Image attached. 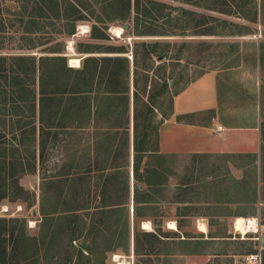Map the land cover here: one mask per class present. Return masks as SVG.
I'll return each mask as SVG.
<instances>
[{
	"label": "rangeland",
	"instance_id": "1",
	"mask_svg": "<svg viewBox=\"0 0 264 264\" xmlns=\"http://www.w3.org/2000/svg\"><path fill=\"white\" fill-rule=\"evenodd\" d=\"M143 1L145 0H139L141 4ZM152 1L167 7L156 11L160 16L140 18L139 27H141V32L155 34V36H135L133 29L136 15L134 11L130 13L126 21H120L116 17L118 14L116 4H112L111 0L109 3L107 0H97L98 4L95 7L83 10L87 14V21L79 23L76 34L68 39L61 38V34L57 33L61 24L53 20L46 21L53 24L45 23L43 31L27 35L25 38L23 28L18 21L20 10H23V0L0 1V52L5 55L36 54L38 67V55H67L68 58L75 59L77 58L75 51L81 49L86 42L95 44L92 46L94 50L114 49V47L106 48L107 44H112L111 46H115L116 49L126 47L128 50L125 54L129 56L127 59L132 70L130 84L133 91L136 90L137 99L134 96V102L137 103L136 110L134 108V118L137 122L144 119L149 124H153L158 114L160 115L163 111L164 113L169 112L172 98L180 89L206 72L216 74L220 98L223 103L227 102L226 107L232 108L235 105L238 108H248L249 104L255 103L257 97L261 105V118L264 122V0H246L249 17L255 18V22L234 17L239 16L237 14L229 16L205 9L203 6L208 5L207 0L201 1L198 7L173 0ZM93 2L95 4V1ZM135 2L136 0H130L131 9ZM193 2L196 3L198 0H193ZM236 3L238 4L239 0H214L208 6L231 8L233 12H239ZM104 4L109 7H105ZM180 9L194 12L196 15L192 16L193 21L187 23L183 20L179 23L175 21L178 17L180 18ZM113 11L115 14H112ZM89 12L94 14L89 15ZM98 16L106 18L107 27L101 24L96 27L106 28L107 40L91 38V23L96 21ZM210 17L215 19L211 20ZM217 19L242 27L241 29L232 28L229 24L219 23ZM188 20H191V17H188ZM125 24L129 25L127 30L123 29ZM111 27L122 28L121 37H115L110 32ZM99 31V29L95 31V34H99ZM162 33L164 35L175 33L176 35L161 36ZM70 43L72 50H70L71 47L69 48ZM41 44L44 45L40 46ZM33 45L37 48L28 50ZM2 48H4L3 51ZM18 49H23V51ZM52 49L61 53H48ZM146 79L149 80L151 88L147 87L146 94H144ZM0 82L4 84L3 80ZM164 84L167 86L165 90L163 89ZM149 91L154 98V110L147 104ZM6 118L8 119L0 106V119L6 120ZM8 130L7 123L0 131V135L4 131L1 139L3 141L0 143H5L3 146L0 145V155L3 154V148H8L7 143L17 142ZM19 148L20 153L26 150L25 146ZM6 151L7 149L4 151L5 154ZM29 157L27 154L22 160L23 174H21V165L16 169L15 188L7 197L0 199V264H65L61 260L66 259L67 256L75 259L73 249H70L68 245V238L72 235L78 237L76 244L72 243L75 248L78 249L80 243H85V247L90 245L92 248V253L89 255L83 253L86 257V260L84 258L81 261L83 264H118L119 262L123 264H264V248L260 243L261 236L264 235V182L259 181L258 189L254 188L257 180L255 176L257 165L256 167L253 165L255 158L253 154L228 155L224 160L223 164L227 165L224 175V183L227 186L224 201L232 205L237 204L235 207L226 205L224 208L214 204L211 207L198 205L180 207V212L170 207L164 209L160 206L149 207L145 213L149 217L152 216L154 228L151 229L153 230L151 234H154L156 239L152 236H143L142 232L146 231L135 226L133 229L135 243L132 237L129 247H126L128 239L119 242L112 240L114 244H108L106 238L113 233V229L109 228L107 223L92 224L87 221L89 216L86 214H91V211L81 212L83 217L77 215V220L73 224L63 223L56 238H51L48 230V233L43 230L42 220L44 218L35 207L37 197L39 198L38 189L42 176L39 178L37 174H31L33 169ZM13 161L20 162L18 158ZM214 163L213 158L211 169L213 177L215 176ZM190 181L194 185L190 188L194 193L193 188H200V186H197L192 178ZM2 195L3 191H0V197ZM197 197V201L200 200L199 197L203 198L201 195ZM193 198L196 199V195ZM226 212L228 213L225 218L223 215ZM236 212L248 213L249 215L245 214L244 218H255L258 224L257 232L244 235L237 233L233 229ZM175 213L189 215V217L179 218L182 221L178 223L181 235L168 232L167 229L160 227L165 219L171 220ZM204 214H208L209 219L207 222L200 223H206L208 226L207 236L199 233L191 220L195 216ZM220 214H222V221L216 217ZM8 219H14L9 224V228L14 233L12 238L4 234L6 222L3 220ZM22 220L25 222L23 223ZM38 220L40 222L36 224ZM23 238L30 241L26 248H23L20 243ZM36 241L40 251L43 250L41 248H46L51 244L57 253L53 254L54 256L40 254L39 250H36L37 247H33ZM119 243L120 248L116 249ZM5 244L7 251L4 254L1 246ZM24 249L28 253L26 260L22 256ZM112 251H116L117 254L113 255ZM116 256L119 259H116Z\"/></svg>",
	"mask_w": 264,
	"mask_h": 264
},
{
	"label": "crops",
	"instance_id": "2",
	"mask_svg": "<svg viewBox=\"0 0 264 264\" xmlns=\"http://www.w3.org/2000/svg\"><path fill=\"white\" fill-rule=\"evenodd\" d=\"M93 45L86 42L75 51V59L62 55L67 67L73 70L63 75L58 99L50 94L48 97L40 95L38 69L36 72L35 139L31 147L36 162L31 174L42 176L35 205L38 213L42 211L49 217L59 214L64 223L73 224L77 215L83 217L81 212L91 211L86 214L87 221L107 223L113 229L114 235L111 233L106 238L108 244L113 238L116 242L128 239L127 245L123 244L129 247L135 226L142 229L143 222H148L151 229L154 228L152 216L145 213L149 207H170L179 212L180 207L198 205L235 207L237 204L224 201L227 165L223 163L228 155H255L254 188L258 189L262 180L261 126L264 122L257 97L248 108L226 107L227 102L224 105L220 98L216 74L206 72L180 89L172 98L169 112L158 114L153 124L144 119L137 122L130 84L131 64L129 56L121 53L128 49H116L107 44L106 48L114 49L94 50ZM45 56L51 55H38V58ZM87 58L94 60L85 64ZM103 58L127 61L118 86L124 93H115V86L110 82L111 71L104 67ZM70 60L78 61V65L71 66ZM66 80L67 89L63 91ZM42 89L46 90L44 86ZM190 178L200 186L193 188L194 193L190 189L194 187ZM198 195L203 198L197 201ZM227 213L223 217L226 218ZM236 213L234 220L249 215ZM174 215L171 220L160 222V227L181 235L179 218L189 215ZM208 216L191 218L194 228L206 236L208 226L202 223L206 228L203 232L198 230V224L207 222ZM216 217L222 221V214ZM170 222L175 223L174 230L168 228ZM81 244H84L82 249L86 248L85 243ZM41 249L40 254L57 253L53 249ZM70 249L74 255L79 250L75 246Z\"/></svg>",
	"mask_w": 264,
	"mask_h": 264
},
{
	"label": "trees",
	"instance_id": "3",
	"mask_svg": "<svg viewBox=\"0 0 264 264\" xmlns=\"http://www.w3.org/2000/svg\"><path fill=\"white\" fill-rule=\"evenodd\" d=\"M1 2H4L5 0H0ZM9 1H15V0H9ZM95 1V4L94 2ZM110 0H107L109 3ZM177 2H182L183 4L196 6L198 7L201 1L205 0H198V2H193V0H173ZM208 5L209 3L213 2L214 0H207ZM193 2V3H192ZM111 3L116 4L118 9V14L116 15L117 19L120 21H126L129 16L134 11L135 13V26L133 31H135V36H155V34L151 33H144L140 31V18H146V17H153V16H160L157 10H162L163 8L167 7L164 4L157 3L152 0H145L141 4L139 0H136L135 5L131 9L130 0H111ZM98 4L97 0H23V10H20V18L18 19L20 25L22 26V31L25 34V38L27 35H33L35 33L43 31L45 28V23H47V20H53L56 23H60V29L57 31L58 34H61V38L68 39L70 37H73L76 34V28L79 23L86 22L87 21V14L84 13L83 10H86L90 7H95V5ZM105 7H109L107 4H104ZM203 6L205 9L212 10L221 14L225 15H239L234 16L237 18H241L250 22H255V18L249 17V13L247 12L246 0H239V3H236V8L239 12H233L231 8H217L216 6ZM227 7V5L225 4ZM162 8V9H161ZM180 18L178 17L175 19L179 23V21L182 22H190L193 21L192 16H195L196 14L194 12H190L184 9H180ZM110 13V12H109ZM255 13V12H254ZM253 13V14H254ZM93 12H89V15H93ZM112 14H115L114 11ZM165 17H169L165 15ZM188 17H191V20H188ZM255 17V15H254ZM211 20H214L215 18L210 17ZM106 18H100L97 17V20L91 23V29H90V35L91 38H95L98 40H107V35L105 34L106 28H99L96 27V25H104L106 26L105 20ZM38 20H41V22H37ZM219 23L223 24H229L232 28L241 29L240 25L235 23H228L223 20L217 19ZM44 21V22H42ZM47 24H53V23H47ZM200 24V23H197ZM181 26V24H179ZM107 27V26H106ZM182 27V26H181ZM186 27V26H185ZM3 25L1 29L3 30ZM99 31V34H95V31ZM1 30V31H2ZM176 34H161V36H175ZM24 38V37H23ZM44 44H41L42 46ZM157 47V46H155ZM37 48V46H30L28 50H32ZM122 50H125L121 48ZM1 50V49H0ZM4 48H2V51ZM20 51H23V49H18ZM79 50V49H78ZM126 51H122L121 53H125ZM48 53L54 54V53H61L57 51L56 49L50 50ZM39 64L37 67L36 64V58L33 55L30 54H11V55H5L3 52H0V81L3 80L4 84H1L0 82V106H2L5 116L8 117L6 120L0 119V131L2 130V127H5L8 123L9 130L13 135L14 139H17V142L14 144L7 143V151L6 154L4 151L6 150L3 148V154L0 155V191H3V195L0 197V199H3L7 197L9 193H11L12 189L15 188L14 185H16L17 180V168L18 166L21 167V174L24 172V163H22V160L26 155L28 154L30 157V165L32 166V169H35V162H36V155L35 151L31 148L34 143L35 139V127H34V116H35V76L37 69L39 71V86H40V95H43V97H48L47 95L50 94L52 97H55L58 99V94L61 92L60 83L63 79V75H67V72L70 70H73L69 67H67L66 64V58L63 56H45L38 58ZM94 59L87 58L86 61L88 64L89 62H93ZM105 61L106 64H104V67H109V70L111 71V77L110 82L112 86H115V93H124L122 89H119V82L122 81L123 77V70H124V63L127 61L125 59L115 58H103L101 59ZM110 63V65H109ZM91 64V63H90ZM126 78H127V66H126ZM147 80V79H146ZM149 80L145 81V88H144V94H146V88L150 87ZM67 80L64 83L63 91L67 88L65 87L67 84ZM115 83V85H114ZM43 86L46 88V90H43ZM117 86V87H116ZM167 86L164 84L163 89L165 90ZM54 95V96H53ZM134 96L136 98V90L133 93V102H134ZM138 96V95H137ZM149 102L147 103L150 108L153 107V96L150 95L149 91ZM48 99V98H47ZM46 99V100H47ZM137 99V98H136ZM42 96L40 98V102L42 103ZM136 101L134 102V108L136 107ZM58 104V103H57ZM136 110V108H135ZM151 111V110H149ZM58 113V111H55ZM40 119H43L42 113L40 112ZM7 122V123H5ZM0 135V141L4 136V131ZM261 138H262V174L261 179L264 181V124L261 126ZM2 143V144H1ZM0 145H4V142H1ZM25 146L26 150H22L23 153H20V148ZM18 152L15 154V152ZM39 159L41 161L42 154L40 150ZM15 158H18L20 161L19 163H15L13 161ZM23 165V166H22ZM57 209V208H55ZM40 214L43 216L44 220H42L43 224V230L45 232H49V234L52 236L51 238H56L60 231L61 225L64 223L62 220V217L58 214L57 216L49 217L42 213L40 211ZM11 221H14V219H8L3 220V222H6L5 228H4V234L8 238L13 237V232L9 228V224ZM24 223L25 221L22 220ZM41 222V223H42ZM47 232V233H48ZM45 233V234H47ZM135 234V233H134ZM114 235V233L112 234ZM143 236H152L156 239L154 234L151 233H143ZM78 237H75L74 235L70 236L68 238V245L69 248H74L73 241H76ZM115 241L117 239L113 238ZM112 239V240H113ZM107 241V240H106ZM137 242V241H136ZM23 248H26L28 244H30V241H27L26 238L22 239L20 241ZM134 243H135V235H134ZM38 243L36 241V244H33V247H37ZM3 248L2 253H6L7 246L6 244L1 246ZM52 247V248H50ZM48 249L55 250L54 246L47 245ZM79 250L75 253L73 258H69L67 256L66 259H62L65 264H83L81 261L82 259L86 260V257L83 255V251L89 253H92V248L90 245H86V248L82 249L81 245L78 246ZM22 256L24 260H26L28 253L26 249H24ZM36 250H39L37 247ZM36 253V251H35ZM56 254V253H53ZM52 254V256H54ZM35 255V254H34ZM51 255V254H49ZM68 255V254H66Z\"/></svg>",
	"mask_w": 264,
	"mask_h": 264
},
{
	"label": "bare ground",
	"instance_id": "4",
	"mask_svg": "<svg viewBox=\"0 0 264 264\" xmlns=\"http://www.w3.org/2000/svg\"><path fill=\"white\" fill-rule=\"evenodd\" d=\"M85 27H83L84 29ZM82 29V30H83ZM110 32L117 38L121 37L122 33H123V29L120 27H111ZM69 46V45H68ZM71 43L69 48L71 47ZM70 64L71 66L76 67L78 65V61L76 60H70ZM168 228L171 230H174L176 228L175 223L170 222L168 223ZM142 229L143 230H147L150 231L151 230V225L148 222H143L142 224ZM233 229L238 233L244 235L247 232H257L258 230V224L255 218H251V219H245L242 217H237L235 218L234 222H233ZM198 230L199 231H205L206 228L202 223L198 224ZM116 259H119L118 256H116ZM118 264H123V263H118Z\"/></svg>",
	"mask_w": 264,
	"mask_h": 264
},
{
	"label": "water",
	"instance_id": "5",
	"mask_svg": "<svg viewBox=\"0 0 264 264\" xmlns=\"http://www.w3.org/2000/svg\"><path fill=\"white\" fill-rule=\"evenodd\" d=\"M128 28H129V25H128V24H125V25L123 26V29H124V30H127ZM260 241H261V242H260V243H261V247L264 248V235L261 236V240H260ZM81 246L83 247L84 244H81Z\"/></svg>",
	"mask_w": 264,
	"mask_h": 264
}]
</instances>
